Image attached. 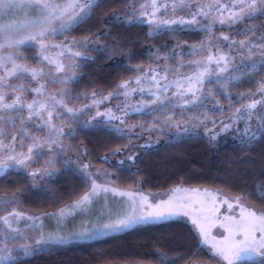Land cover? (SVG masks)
Instances as JSON below:
<instances>
[{"label": "trees", "instance_id": "16d2710c", "mask_svg": "<svg viewBox=\"0 0 264 264\" xmlns=\"http://www.w3.org/2000/svg\"><path fill=\"white\" fill-rule=\"evenodd\" d=\"M156 2L158 5L168 3ZM231 2L224 0L220 3L227 5ZM191 4L192 1L189 3L191 11L180 9L174 20H190L192 13L200 8L193 9ZM204 8L209 13L220 15L215 9ZM152 11L146 10L147 15L139 16L137 9L133 10L132 0H100L99 7L89 19L67 31L65 39L61 37L64 41L61 44L59 41L57 47L60 48L56 47L49 58L60 62L61 55L69 54L76 59V75L67 86L70 90L65 105H57L51 119L52 127L39 117L27 122L31 128L23 141L20 137L12 140L22 123L17 124L19 127L15 131L8 128L0 145V160H6L9 155L26 154L34 139H44L50 132L52 139L58 143L63 141L65 149L58 146V150L55 144L51 145L53 151H49L48 144L34 149L49 151V154L27 161L30 167L8 161L15 166L0 176V198L17 199L5 210H0V216H6L13 210L30 216L58 212L89 192L91 179L88 170L95 168L104 170L107 177L103 178L123 190H138L143 194L167 193L176 187H189L218 189L238 197L251 192V198L242 200L264 210V200L257 198V187L264 186V138L258 134L256 138L242 142L246 139V126L251 131L259 127L255 117L247 120L245 106L249 97L258 92V82L264 81V67L255 72L246 67L259 60L245 58L238 46L247 33L252 34L247 31L250 26H255L257 36L264 34V17L226 27L215 21L209 32L211 22L197 15L199 24L162 25L163 30L157 32L156 27L147 22ZM162 15V19L170 20L168 11ZM224 15H227L226 11ZM145 17L147 20L143 19ZM238 32L244 35H237ZM224 35H228L230 40H223ZM74 40L86 45L85 53L84 48H80L83 52L72 50ZM261 42L264 41L255 43ZM207 46L221 47L232 56V62L223 75L204 81L203 96L191 108L180 111L168 102L161 112L149 116L136 112L135 108L148 102L150 91L141 97L134 92L124 97L114 96L121 91L119 85L132 80L138 72L154 71L162 79L165 73L161 71V65L168 64L171 72H175L205 55ZM39 52L36 55L38 49L33 44L4 50V54H17L19 63L38 70L49 64L45 61V66L43 61L46 51ZM49 65L56 67L55 64ZM2 73L3 69H0ZM24 75L31 81L27 88V102L36 98L41 102L54 103L49 96L60 98L59 89L53 93L51 87H47L49 90H46L44 99L35 97L37 93L31 90L35 82L30 74ZM9 79L14 84L21 83L15 77ZM7 91L13 98L18 94L10 89ZM96 99H102L98 109L103 110L104 117L93 114L91 105ZM260 107L257 105L253 111H259ZM68 108L73 111L69 112ZM109 110L112 115L138 125L139 135L125 132L119 122L109 119ZM27 111L25 107L19 120L26 121ZM42 114L44 120L49 119L46 110ZM168 117L188 122L206 118L208 124L216 127L208 133L200 128L193 133L174 135L164 124ZM240 119L243 121L237 131L228 129L226 133H220L224 124L232 125L234 120ZM52 128L60 132H54ZM117 129L122 134H118ZM232 132H236L233 135L235 141H230L233 138L229 133ZM147 134H152L156 141L153 139L143 145L141 135ZM138 144L140 146H136ZM84 164L88 167L84 168ZM31 172L36 175H31ZM3 226L0 221V229ZM195 232L189 221L180 219L149 223L93 240L40 246L37 247L39 251L22 258L17 264H161L162 258L168 264L213 262V256Z\"/></svg>", "mask_w": 264, "mask_h": 264}, {"label": "snow or ice", "instance_id": "6c2138e0", "mask_svg": "<svg viewBox=\"0 0 264 264\" xmlns=\"http://www.w3.org/2000/svg\"><path fill=\"white\" fill-rule=\"evenodd\" d=\"M100 0H0V19L9 14H19L23 13L26 19L22 22L0 24V69H3V73L0 74V145H2V138L6 135V130L8 128L16 129V120L18 117H23V110L27 108V118L21 120L22 127L17 130V134L12 137L13 141H16L17 137H20L21 141L27 136V131L31 128V124L27 123L32 120L33 117H39L40 120L44 121L46 124L51 126V119L53 117V112L56 110L57 105H65V98L69 92L67 87L75 79V72L71 76H48V84L54 85L57 83H62L65 88L61 90L60 98L57 99L55 95L49 96V99L54 101V103L41 102L39 99L33 98L31 102H27V88L31 84V81L27 80L25 73L31 75L32 81H39V79L45 75L43 67L39 70L34 67H28L26 63H19L20 59L17 54L7 53L4 54L5 49H21L22 47L28 45L31 41H37L40 44L41 51L48 48L46 39L49 33L55 37L58 34H64L65 32L71 30L74 26L79 25L83 21L89 19L95 10L99 7ZM141 7H144L143 5ZM153 11L149 15L148 23L156 25V31H162V25L171 24H199L200 21L196 19L197 15H203L205 17L209 16V11H206L204 7H200L196 12L192 13L190 20H185L180 18L179 20H165L156 19V12L160 10L161 7H167V5H158L156 0H153L151 5ZM187 7L186 0H173L172 9L175 13L177 8L183 9ZM208 9H215L220 15L217 17L220 24H225L230 22L231 24H237L243 22L247 19L264 17V0H232L231 4H222L220 0H216L215 4L207 5ZM227 15H224V12ZM35 15V18H29ZM141 15H147L146 13H141ZM215 23V21H213ZM255 26H250L247 31H250L255 35ZM209 32L212 31V24L208 25ZM151 34V32H150ZM237 35H244V33L238 32ZM223 40L228 41L230 37L228 35L223 36ZM258 41H264V34L257 37ZM235 43V41H233ZM241 48H248L249 55L253 54V48L264 49V42L255 43L251 42L249 39L241 40ZM56 47V45H52ZM79 55V53H76ZM259 55L262 57L261 60L254 62L253 64L246 66L249 67L253 72L257 71L259 67H264V51H261ZM44 60L48 61L49 64L56 65V72H65V66L56 61L55 59H50L47 55L43 57ZM215 62L219 65L223 63V67L219 69L220 72H225L228 70L231 61L225 54L218 55L217 57L208 56L207 60L209 63ZM11 65V68L8 67ZM206 73H209L207 67L204 68L203 72L199 74L197 79L201 84L204 83L203 77ZM11 77H15L16 80L21 81L20 84H14L10 82ZM139 83V80H137ZM217 84L220 83L219 80L216 81ZM258 92L261 93V98L253 100L245 106L246 118L251 120L255 117L259 123V127L255 131H251L249 127L246 126L245 133L246 139L242 142L250 141L259 134L264 138V81H259ZM46 85L44 83H39L38 87H33L31 90L37 94H43ZM120 88H128V82H123L119 85ZM6 89H10L13 93H18L15 97L8 95ZM190 90V89H189ZM135 91V89H132ZM127 95V92H125ZM10 100V102H8ZM159 97L152 100L150 104H157ZM187 103V102H185ZM150 104H143L140 107L135 108L136 112H144L145 115H154L161 112L164 107H167L164 101H160L159 106L156 108H151L150 111L145 112L146 108L150 107ZM260 105L259 111H253ZM47 111L48 120H44L43 111ZM72 112V108L67 109ZM240 111L239 109L237 110ZM126 115L128 113H125ZM118 117L111 114L109 110V119H117ZM241 118H244L243 116ZM171 121V117L165 121L167 124ZM228 128L229 125H225ZM54 132H60L59 129L52 128ZM118 134H122L119 129H117ZM63 135V133H61ZM71 135V133H69ZM213 139L215 137L213 136ZM50 145L49 151H53L51 145L55 144L59 146L58 141L52 139L51 132L44 139H34L33 144L28 148L27 153H21L19 156H7L6 160H0V176H3L9 168L15 165L9 164L8 161H14L17 165H24L30 167L26 164L27 161H31L33 158L40 159L41 153L34 151V149L41 148L43 145ZM58 155V153H57ZM49 167H51V161L49 162ZM85 168L88 165H84ZM31 175L35 176V172H31ZM51 175V173H49ZM90 175V174H89ZM99 190L108 192L109 190L116 191L115 189H109L107 186L97 185L93 180L92 191L85 193L73 207H83L91 202L94 195H98ZM182 189L176 188V192H180ZM195 191V190H194ZM123 195V193H121ZM131 195V193H129ZM252 193L249 192L243 197H237V203L241 199L251 198ZM257 198L264 200V186L257 187ZM16 197L11 199L0 198V210H5L8 205L16 201ZM143 201H147V197H142ZM135 205V201H133ZM191 207L190 198L189 202H177L175 199H170L168 201L162 202L161 204H147L146 209H144L141 214L136 213L135 207L131 213H127L120 218L115 220H109V222L104 223L101 227L94 228L88 231H82L74 234L76 239L79 240H93L101 236L107 235L108 233L123 232L125 230L133 228L137 224H146L155 222L161 219H168L179 215H190L189 208ZM232 205L229 204V208ZM150 209V210H149ZM193 211H196L193 209ZM203 211V208L200 209ZM215 211V209H213ZM20 213L13 210L8 216H0V221L3 222L10 232L20 235L18 228L12 227L10 223V217H18ZM61 216L64 215V211L61 210ZM230 221L227 225L221 224L225 227V231L228 233L221 241H216L215 238L212 239L211 247L214 249V255L220 257L226 264H245V262H251V264H264V213L258 214L255 210H249L246 207L241 209V218L239 220H233L231 217H227ZM205 222H201L199 216H192V222L199 228L200 235L203 237L205 243L210 240V225L215 223V220L209 217H204ZM206 223L209 227H206ZM0 236H5L6 239H14L15 237H9L6 233L0 231ZM68 242V238L59 236H48L44 237L41 233L39 239L35 241L36 245L43 247L48 244H65ZM39 248L32 246L31 244H22L20 248L16 249V255H13V250L0 249V264H17L24 257H30L35 252L39 251ZM22 253V256L20 255ZM161 264H168V261L164 258L161 259ZM174 264V262H173Z\"/></svg>", "mask_w": 264, "mask_h": 264}, {"label": "rangeland", "instance_id": "374dc122", "mask_svg": "<svg viewBox=\"0 0 264 264\" xmlns=\"http://www.w3.org/2000/svg\"><path fill=\"white\" fill-rule=\"evenodd\" d=\"M166 1H168V3L166 4L167 7L160 8L159 11L161 12L159 14H158L159 11L156 12L157 20L162 19L163 17L162 13L166 11H168V14L170 13L169 16L170 20H174L177 18L176 14L181 8H177L174 13L172 9L173 1L162 0V3ZM191 1H192L191 5L193 9L215 4L216 2V0H186L187 7H184L183 9H188L189 11H191V9H189L190 7L189 3ZM152 2L153 0H132V7L133 10L137 9V12L140 16L141 13H145L146 10L152 11V7H151ZM220 2H224V0H220ZM142 5L144 7H141ZM201 17L204 18L205 16L202 15ZM217 17L218 16L215 15V13H209V16L205 18H207L209 22L213 24V21L219 22ZM29 18H35V15ZM24 19H26V17L22 12L19 14H9L4 16L2 19H0V24L22 22ZM143 19L147 20V17ZM221 25H224L225 27L230 26V22ZM154 26L156 27V25ZM65 34L66 32L64 34H58L55 37H53L52 34L49 33L48 37L45 38L48 44V48L44 51H46L48 57L52 54V51L55 50L57 45H59L58 44L59 41L60 44L62 43V41H64L62 40V38L65 39L66 37ZM261 34L262 33H260V35ZM256 37H259L257 36L256 33L255 35H253V33L252 34L247 33L241 40L249 39L251 42H256L258 41ZM73 42L74 44L72 46V50L74 52L77 51L83 52L82 49L84 48V53H85L86 51L85 48L87 49V47L84 43L76 40H74ZM30 44L36 46V48L38 49V53H36V55H39L40 54L39 51H41L40 44L37 41H31L28 43V45ZM52 45H56V47H52ZM238 46L240 47V45ZM207 47H208L207 53L205 55H203L200 58L198 57L195 58L189 64L180 67L175 72H171L170 66L168 64L161 65V67L159 66L161 68V71L165 73L162 79H159V74L154 71H149L147 73L138 72L136 76L133 77L132 80L128 81V88L127 89L120 88L121 91L116 92L114 96L124 97L125 92H129L127 95H129L131 92H134L135 95L141 97L144 96L146 92L150 91L149 94L151 95V98L148 99V102H145V104H150V102L156 99L157 96L159 97V100L157 101V104H150V107L146 108L145 111H150L151 108L158 107L160 101H164L165 104L171 102V105L177 109H180V111L191 108L192 106L197 104L198 101L203 96L202 91L204 90V87L203 84L199 82L197 77L201 72H203L204 68L207 67L209 69V73H206L203 77L204 81L209 77L221 76L223 75V73H225L219 71V69L223 67V63L218 65L215 62V59L213 60V62L209 63L207 57L213 56L215 58L218 55L225 54L230 61L232 60V56L229 53L222 50L221 47L220 48H212V46H207ZM57 48L59 49L60 47ZM240 49L243 51V54L246 55L245 58L247 57L250 60L252 58L257 60L262 59L259 53L261 51H264V49L253 48L252 49L253 54L251 56L249 55L247 47L245 48L240 47ZM68 55L66 56L61 55L63 57L60 60V63H62L65 66V72L63 73H57L55 70L56 67H50L49 64H47L46 66L45 65L46 60H43L44 65L46 66V68L44 69L45 75L42 76L39 79V81H34L35 84H33V87L34 86L38 87L39 83H44L46 87L42 95L37 94L35 95V97L44 99L45 94L47 92L46 90H49L47 89V87H51L50 90H53V93H55L56 89H59V94H61V90L65 88V85L62 83L50 85L48 84L47 78L48 76L63 77V76L73 75V72H75V67H76V59L73 57H69ZM137 80H139V83H137ZM132 89H135V91H132ZM7 90L8 89H6V91ZM7 92L9 94V91ZM261 95H262L261 93L256 92L254 95L250 96L248 99L249 103H251L253 100L260 99ZM99 102L101 104L102 99L100 100L96 99L95 101L92 102L91 107L93 106L94 108L93 114L96 113L104 117V114H102L103 110L98 109ZM113 120L115 123L119 122L121 127L125 130V132L132 135H139L138 125L133 124L131 122H127L126 118H117ZM206 120H207L206 118H202L200 121L188 122L185 120L171 118V121H169L167 124L164 121V124L168 126L169 132L173 133L174 135L193 133L200 128L208 133L213 129V127H216V125L208 124ZM242 121L243 120L241 119L234 120V122H232L233 123L232 125H229L228 128L225 127L222 128L220 133H224V132L226 133L228 129L237 131L240 128ZM19 123H21V120L17 118L16 127H19V125H17ZM225 125L227 124H224L223 126ZM10 129L12 131H15L12 128ZM235 133L236 132H232L229 133V135H231L233 138V135H235ZM153 137L154 136L152 134H147L143 136L141 135L142 138L141 143H143V145H147L148 143H151L150 141L154 139ZM235 140L236 138H233L230 141H235ZM58 144L59 147L61 148L63 147L65 149L62 140H60ZM136 146H140V144ZM56 148L58 149V146ZM38 152L46 155L49 154V151L42 150ZM62 153L63 152L61 151V154ZM88 172L90 174V179H91L89 192L92 191L93 180L96 182L97 185L107 186L109 187V189H115L116 191L114 192L112 190H109L108 192H104L103 190H99L98 195H94L91 199V202L83 207H73V205L76 203L75 201L72 204L65 206L64 208L61 209L64 211L63 216L60 215L61 210H59L56 213H48L38 216L20 214L18 217L15 216L10 217L9 219L12 227L18 228L20 231V235L10 232L7 226L4 225L3 228L0 229V231L6 233L7 236L9 237H15V238L6 239L5 236H0V249H4L5 251H7L8 249H12L13 255H16L15 250L20 248L22 244H31L36 248L40 247L39 245L35 244V241L40 238L41 233L44 235V237H48L50 235L65 237L68 238V242L85 241V240L76 239L74 234L101 227L104 223L109 222V220H115L127 213H131L133 207H135L136 213L139 215L144 209H146L147 204H153V205L161 204L162 202L168 201L170 199H175L177 202H189V198H190V203H191V207L189 208L190 215L174 216L168 219H161L151 223H158L162 221L178 220V219L189 221V223L193 226L194 230L196 231L195 233L197 234L202 245H204L207 248L208 253H210L213 256V262L207 264H226V262L223 261L220 257L215 256L213 254L214 249L211 247V243H212L211 238H215L216 241H221L224 239L225 236L228 235V233L225 231V227H222L221 224L227 225L228 223H230V221L226 219L227 217H231L233 220H239L241 218V209L243 207H246L249 210H255L258 214L264 213V210L257 209L255 206L244 202L242 199L239 201V203H237L238 196L227 194L218 189L176 187L182 190L180 192H176L175 191L176 188H173L170 189L169 192L167 193L146 192L143 194L138 190H123L115 187L110 183L109 180L104 179L105 177H107V175L105 174V171L100 168H95L90 171L88 170ZM121 193H123V195ZM129 193H131V195H129ZM142 197H147V201H143ZM133 201H135V205H133ZM229 204L232 205L231 208H229ZM201 208H203V211H200ZM193 209H195L196 211H193ZM213 209H215V211H213ZM192 216H199L201 222H205L204 217H209L210 219L215 220V223L211 224L209 228L210 240L208 243L204 242L203 237H201L200 235L199 228H197V226L193 224ZM140 225H144V224H137L134 227ZM206 227H209L207 223H206ZM108 234H112V233H108ZM191 264H206V263H191Z\"/></svg>", "mask_w": 264, "mask_h": 264}]
</instances>
